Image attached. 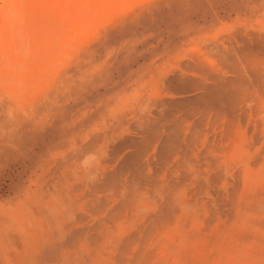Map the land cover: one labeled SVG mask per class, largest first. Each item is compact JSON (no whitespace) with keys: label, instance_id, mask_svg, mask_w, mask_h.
I'll return each instance as SVG.
<instances>
[{"label":"bare ground","instance_id":"6f19581e","mask_svg":"<svg viewBox=\"0 0 264 264\" xmlns=\"http://www.w3.org/2000/svg\"><path fill=\"white\" fill-rule=\"evenodd\" d=\"M2 1L9 9L0 24V67L15 72L35 47L37 56L39 33L49 26L33 19L48 16L52 24L55 2L18 0V9ZM80 3L63 29L69 33L45 38L44 70L77 59L105 26L85 10L104 14L129 0ZM236 36L228 48L201 41L208 54L217 46L219 69L195 50L172 64L199 76L161 73L151 104L158 109L130 127L140 136L114 142L128 120L113 121L44 164L11 208L0 205V264H264V31L238 28ZM6 81L19 88L18 75Z\"/></svg>","mask_w":264,"mask_h":264},{"label":"rangeland","instance_id":"374dc122","mask_svg":"<svg viewBox=\"0 0 264 264\" xmlns=\"http://www.w3.org/2000/svg\"><path fill=\"white\" fill-rule=\"evenodd\" d=\"M80 1L83 0H43L46 6L55 2V6L52 5L56 16L52 24H48V16L33 19L37 27L40 23L49 26L48 33L40 26L44 37L39 33L38 42L42 43L40 53L37 51L39 57L35 47L34 52L24 58L26 64L22 70L14 72L0 67V205L11 208L25 187L36 183L44 164L80 149L93 134L108 128L113 121L128 120L126 126L114 132V142L128 135L140 136L141 133L130 127L142 121L143 114L151 108L158 109L151 104L160 96L161 73L165 69H179L183 74L200 75L172 62L187 59L185 54L189 51H200L201 41L210 38L228 48L231 41L228 37L235 38L238 28L264 31V0H129L117 10L109 7L104 14L85 10L88 17L94 18L96 26L101 21L105 26L98 28L101 31L84 46L77 59L61 58L59 65L44 70L45 59L40 54L45 53V38H53L55 32L62 37L69 33L70 19L78 18L80 7L83 10ZM91 1L96 6L97 0ZM2 2L0 0V24L9 9ZM15 16L11 14V18ZM36 28V32L41 31ZM93 30L95 27L89 28L90 32ZM215 47L209 54L204 50L201 54L219 69L218 48ZM9 75H18L19 88L6 81ZM29 81L37 83L32 85ZM110 145L106 141L103 148Z\"/></svg>","mask_w":264,"mask_h":264},{"label":"crops","instance_id":"0c3cea01","mask_svg":"<svg viewBox=\"0 0 264 264\" xmlns=\"http://www.w3.org/2000/svg\"><path fill=\"white\" fill-rule=\"evenodd\" d=\"M1 145V144H0Z\"/></svg>","mask_w":264,"mask_h":264}]
</instances>
